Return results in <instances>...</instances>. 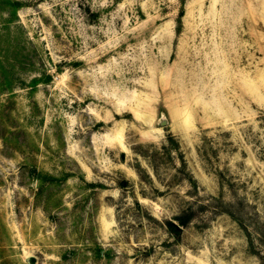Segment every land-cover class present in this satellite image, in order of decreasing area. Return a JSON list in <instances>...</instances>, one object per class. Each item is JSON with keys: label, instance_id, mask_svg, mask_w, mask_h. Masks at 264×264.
<instances>
[{"label": "rangeland", "instance_id": "rangeland-1", "mask_svg": "<svg viewBox=\"0 0 264 264\" xmlns=\"http://www.w3.org/2000/svg\"><path fill=\"white\" fill-rule=\"evenodd\" d=\"M0 264H264V0H0Z\"/></svg>", "mask_w": 264, "mask_h": 264}, {"label": "trees", "instance_id": "trees-1", "mask_svg": "<svg viewBox=\"0 0 264 264\" xmlns=\"http://www.w3.org/2000/svg\"><path fill=\"white\" fill-rule=\"evenodd\" d=\"M188 218H189V216H188L186 219H188ZM186 219H185V220H182L181 223L184 224L185 221H186ZM170 227H171L172 231H174L175 233H178V232H179V230H178L176 224H173V223L171 222V223H170Z\"/></svg>", "mask_w": 264, "mask_h": 264}, {"label": "water", "instance_id": "water-1", "mask_svg": "<svg viewBox=\"0 0 264 264\" xmlns=\"http://www.w3.org/2000/svg\"><path fill=\"white\" fill-rule=\"evenodd\" d=\"M168 123H169L168 119H166L165 117H162L161 124L162 125H167Z\"/></svg>", "mask_w": 264, "mask_h": 264}]
</instances>
